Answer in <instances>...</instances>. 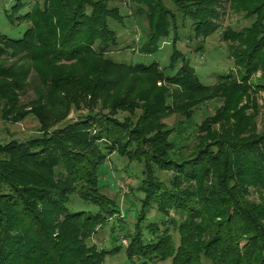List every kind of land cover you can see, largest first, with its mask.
<instances>
[{
  "label": "trees",
  "instance_id": "trees-1",
  "mask_svg": "<svg viewBox=\"0 0 264 264\" xmlns=\"http://www.w3.org/2000/svg\"><path fill=\"white\" fill-rule=\"evenodd\" d=\"M170 1L180 8L187 19L195 22L196 38L206 41L220 29L215 25L219 19V13L214 7L217 0ZM231 1L237 8L242 7L241 10L248 12L249 4H255V10H258L261 7L259 3L264 0ZM141 3L146 5L148 10L145 15L150 21L147 46L154 42L158 51V42L169 36L172 28L176 29V17L167 9L165 0H141ZM87 8L92 9L90 14ZM120 13L119 8H109L104 0H49L45 10H39L31 16L33 25L26 29L22 38L11 39L0 30V83L4 81L2 84L7 90L20 88L21 81L27 82L31 74L28 61L41 60L46 68L45 71H40L41 81L45 87H49V78L54 82L60 79V67L55 63L77 62L78 65L72 70H66L62 79L67 78L70 83L76 82L78 87H83L97 108H110L114 114L138 108L145 110L150 118L163 119L166 112L169 114L176 110L185 113L188 101L193 107L206 94L215 90L226 92L227 85L221 86L224 83L238 81L237 78L233 81L234 78L222 76L224 83L218 85L220 89L206 87L196 76V70L190 63L187 60L184 62L179 51L174 52L169 66L171 72L177 71V75L173 77H167L165 70L158 64L131 67L105 58L101 53L102 48L96 51L94 48L98 42L106 45L114 41L116 35L109 29L108 21L123 17ZM7 18L10 22L11 15L8 14ZM258 19L250 33L230 29L228 34L222 36L226 41L243 46L237 47L236 51L241 55L236 53L235 62L241 68V83L234 84L229 93L226 92L227 100L235 96L242 98L248 90L246 87H249L247 82L251 75L264 66V17L258 16ZM155 51L149 49L145 54H154ZM12 59L17 61L6 67ZM180 62L182 69L177 70ZM143 74L155 75V84L137 86L138 81L145 78L140 77L146 76ZM7 79L13 81L9 83L5 81ZM127 81L132 83V88V85H125ZM162 81L180 87V91L170 92L164 86L158 87V82ZM42 92L40 88L38 93L42 95ZM12 99L15 103L16 95ZM170 99L174 100L172 104L167 101ZM194 100L196 101L193 102ZM175 105L177 108L173 109ZM95 106L90 103L91 109ZM34 111L38 112L35 108ZM91 113L82 120L81 125L56 130L53 136H44L45 138L18 145H15L16 142L6 147L0 145V264H105L108 255L118 250H99L89 243L112 220L108 216L110 212L107 207L109 209V202L114 205V201L104 194L99 197V169L107 158L98 164L89 155L75 159L72 153L73 147L88 151L94 149L100 141L120 140L123 132L120 129L113 130L112 124L108 122L104 128L105 138L97 139L91 134H84L89 127V120L101 118L100 120L107 121L111 117L99 115L94 110ZM112 121L120 125L118 120ZM140 130L135 129L130 133L138 135L132 138L134 143L138 142L141 147L150 143L156 153L160 151L163 154L166 150H171L174 157H181L178 155L182 152V143L171 141L170 131L166 134L167 142H157L151 138L148 143L139 136L142 133ZM227 144L229 150L220 148L213 159L206 158V169L192 163L198 171L188 179L204 183L200 188L204 191L198 197L201 206L192 201L197 196L175 194L179 190L174 187L173 194H166L165 199L170 202L169 206L176 215H182L183 218L188 215V219L181 222L178 228L180 245L177 250L170 233L161 238L158 233H151L156 237L151 241H146L141 234L143 250L138 252L139 244L133 245L139 243L137 236L140 234L143 214L136 232L131 235L133 247L128 248L129 260L136 254H144L147 252L145 248H149L161 261H172V264H203L204 261L209 264H264V196H260V201L248 208L244 197L249 195L241 192L244 186L251 185L264 190V150L260 148L262 143L252 141ZM158 149L160 150L157 151ZM221 156L225 157V162L217 169ZM245 165H251L253 171L249 168L246 170ZM60 166L64 167L67 175H58ZM151 167L149 170L145 169L144 174L150 176L154 170L153 163ZM214 169L220 171L217 172L216 179ZM178 180L172 179L171 183ZM79 181L90 187L92 200L86 199V194H81L80 198L87 204L97 206L95 213L68 211L67 205L76 193L73 185ZM166 181L170 183V180ZM228 181H234L235 185L231 186ZM139 189L145 195L143 207L146 209L150 195L142 186ZM27 195H31V202ZM159 207L163 211V205L160 204ZM218 219L221 223L214 227L213 221ZM198 220L202 222L198 233H192L196 229L193 225L198 224ZM211 230L217 231L211 241L202 243L201 240L198 243L194 240V235L206 231L209 233Z\"/></svg>",
  "mask_w": 264,
  "mask_h": 264
},
{
  "label": "rangeland",
  "instance_id": "rangeland-1",
  "mask_svg": "<svg viewBox=\"0 0 264 264\" xmlns=\"http://www.w3.org/2000/svg\"><path fill=\"white\" fill-rule=\"evenodd\" d=\"M48 1L0 0L1 32L11 39L22 38L27 31L26 29L33 25L31 16H34L39 10H45ZM104 1L107 2L109 8H119L120 15L123 17L108 21L109 29L114 32L116 38L106 45H101L98 42L94 48L95 51L102 48L101 53L104 54L105 58L117 64L131 67L133 65L147 67L158 64L165 70L167 77L177 75V71L171 72L169 66L174 52L179 51L184 62L187 60L190 63L196 70V76L206 87H211V89L218 87L217 89H220L218 85L224 83L222 76L234 78L233 81H236L237 78L238 81L236 82L230 80L221 85H227L228 89H225L227 93L234 84L241 83V68L239 65H235V62L236 53L238 56L241 55L236 49L243 46L237 42L226 41L222 36L228 34L230 29L250 33L255 22L259 20L258 16L259 18L264 17V1L259 3L261 7L258 10H255V4H249L248 12H246L241 10L242 7L239 9L233 5L231 0H217V5L214 7L219 13V19L215 25L219 26L220 29L204 41L201 38H196L195 22L187 19L176 4L170 0H165L167 9L176 17V29L172 28L170 35L163 37L158 42L157 51L154 42L151 46H147L150 21L145 15L148 9L144 3H141V0H138L137 3L134 0ZM91 10L87 8L88 14L92 12ZM8 14L11 15L10 22L7 18ZM253 40L255 41L252 38ZM149 49L157 52L145 54ZM16 61L17 59L9 60L5 66L10 67L11 62ZM28 65H31L30 77L27 82L21 81L20 88L7 90L2 84L4 81L0 83L2 88L0 89V145L2 147L12 145L13 142H16L15 145L29 143L34 139L45 138L44 136H53L56 130L72 128L76 124L81 125L82 120L92 114L91 111L93 110L99 115L111 116L108 118L110 121H102L101 118L91 119L88 129H86L87 132L90 131L88 133L84 131V134H91L97 139L105 138L104 128L108 122L112 124L113 130L120 129L123 132V137L120 140L100 141L96 143L94 149L88 151L73 147L72 153L75 159L89 155L98 164L107 158L105 164L99 169L101 191L99 197L104 194L114 201V205L109 202V209L107 207L108 212H110L108 216H111L112 220L104 225L89 242L97 246L99 250L104 249L109 252L118 249L116 253L108 255L105 264H144V262H148V264H172V261H161L158 255L153 254L149 248H145L147 252L141 255L136 254L131 260L128 256V248L132 249L133 246L139 244L138 252L143 250L141 249V234L148 241L156 238L151 233H158L160 238L170 233L171 240L177 250L180 245L178 228L181 222L184 223L188 219V215H185V218L182 215H176L169 206L170 202L165 199L166 194H173L174 187L179 190L174 192L175 194L197 196L192 201L198 202L201 206L202 203L198 197L199 193L204 191L200 189L204 183L188 179L198 171V169H194V166H203L206 169L208 167L206 158L213 159L217 156L220 148L229 150L228 142H261L260 148L264 150V66L251 75L247 82L249 87L246 88L248 90L242 98L235 96V98L227 100L228 94L226 92L215 90L200 99L198 98L199 102L193 107L188 101L185 105V113L175 110L169 114L166 112L163 119L160 117L156 119V117L150 118L145 110L138 108L135 111H120L117 114H114L110 108H97L90 95H86L83 87H78L76 82L75 84L70 83L67 78L62 79L66 70H72L78 65L77 62L60 61L55 63L60 67V79L54 82L49 78L47 83L49 87H45L41 81L40 71H45V63L41 60L28 61ZM55 65L54 67H56ZM182 66V62H180L177 70L182 69ZM143 75L146 76L140 77L145 78L139 80L137 86L155 84V75ZM16 78L17 76L14 77L15 80ZM5 81L10 83L13 79ZM125 85L130 86L132 83L127 81ZM162 86L170 92L180 91V87L173 84L165 81L158 82V87ZM40 88L43 90L42 95L38 93ZM13 95H16L15 103H13ZM167 101L172 104L174 100ZM90 103L95 106L93 109H91ZM34 108L38 112H35ZM176 108L175 105L173 109ZM113 119L118 120L120 125H116L112 121ZM139 128L142 132L139 136L148 143L151 142V138L157 142L159 140L167 142L166 134L170 131L171 141L174 140L177 144L182 143V152L178 155L181 157H174L171 150H166V153L161 154L159 153L160 149H158L159 152L156 153L150 143L144 147H141L138 142L134 143L132 138L138 135L130 133ZM191 159L194 161H190ZM219 160L217 169L221 163L225 162V157L221 156ZM152 163L154 170L150 176H147L144 174L145 169L149 170ZM192 163L196 165L192 166ZM184 165L188 167L183 168ZM245 166L246 170L247 168L252 170L251 165L250 167ZM217 169L213 170L215 179L218 177L217 172H220ZM58 173L59 176L67 175L63 166L58 168ZM175 178L179 180L171 183V180ZM166 180H170V183ZM229 184L233 186L235 182L232 181ZM19 185L23 187L21 184ZM84 185L82 181L73 185L76 193L72 195L67 205L70 213H95L97 211V206L87 204L80 198L81 194H86V199L92 200L90 195L93 193L90 192V187ZM20 186L17 185L18 188ZM141 186L150 195L149 206L146 209L143 207L145 195L139 189ZM242 190L241 192L249 195L244 197L245 206L248 208H252L256 202L260 201V196H264V190L254 185L244 186ZM93 196L95 198V195ZM27 197L30 198L28 199L30 202L33 200L31 195H27ZM160 204L163 205V211L159 207ZM141 218L143 222L140 225V234L137 236L139 243L131 246V235L136 232ZM219 220L213 221L212 225L215 227L217 223H221ZM200 223H202L201 220H198V224L193 225L196 229L192 233H198ZM216 233L217 231L211 230L209 233L206 231L200 235L196 234L194 240L198 243L201 240L202 243H207L212 240ZM124 239L128 241L126 246L122 243ZM245 243L243 244L245 245ZM203 264L209 263L204 261Z\"/></svg>",
  "mask_w": 264,
  "mask_h": 264
},
{
  "label": "built area",
  "instance_id": "built-area-1",
  "mask_svg": "<svg viewBox=\"0 0 264 264\" xmlns=\"http://www.w3.org/2000/svg\"><path fill=\"white\" fill-rule=\"evenodd\" d=\"M122 243H123V245H127L128 244V241L126 240V239H124L123 241H122Z\"/></svg>",
  "mask_w": 264,
  "mask_h": 264
}]
</instances>
